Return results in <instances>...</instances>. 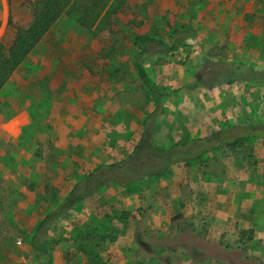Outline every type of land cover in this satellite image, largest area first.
I'll use <instances>...</instances> for the list:
<instances>
[{
  "label": "rangeland",
  "instance_id": "rangeland-1",
  "mask_svg": "<svg viewBox=\"0 0 264 264\" xmlns=\"http://www.w3.org/2000/svg\"><path fill=\"white\" fill-rule=\"evenodd\" d=\"M8 1L0 29L6 55L17 29L44 33L0 90V264L46 261L33 253L32 232L74 187L91 195L56 219L49 240L75 239L108 264H264V140L202 153L250 125L264 130V69L250 66L244 50L232 54L228 42L258 33L256 19L247 30L238 21L253 6L108 0L93 13L91 0L86 7L83 0ZM237 1L246 9L233 10ZM48 3L53 21L44 16ZM111 5L118 12L105 22ZM97 15L90 27L77 21L88 25ZM183 27L188 31L173 36ZM143 34L167 45L176 39L179 48L166 62L188 71L177 82L172 68L158 77L167 96L146 123L153 104L131 62L133 40ZM142 138L143 150L133 153ZM171 146L173 158L202 155L149 175L166 163L154 148ZM231 171L243 179L230 178ZM192 183L206 190L189 189ZM46 249L50 264H86L69 242Z\"/></svg>",
  "mask_w": 264,
  "mask_h": 264
},
{
  "label": "trees",
  "instance_id": "trees-1",
  "mask_svg": "<svg viewBox=\"0 0 264 264\" xmlns=\"http://www.w3.org/2000/svg\"><path fill=\"white\" fill-rule=\"evenodd\" d=\"M108 0H98V4H96V1L91 0V6H87L89 10H93V13L95 10L98 9L97 5H103ZM117 1H124V0H117ZM77 3V2H75ZM79 3L75 4L78 5ZM83 5L85 6L86 3L83 0ZM119 5V4H116ZM51 4H46L43 6L45 9L44 16L49 17L51 21L55 20V15H57L55 10H52ZM83 7V6H82ZM86 7V6H85ZM106 7V4L105 6ZM110 8V9H109ZM106 12V16H104L103 21L106 22L108 20L109 14H116L118 12L117 6H110ZM54 13V14H53ZM100 15L94 16L92 22L89 21L88 25L86 24V21L81 17L77 18V21L79 19V22L82 26H93L95 21L99 18ZM10 22V21H9ZM91 22V23H90ZM90 23V24H89ZM181 31H188L187 28L183 27L181 29L175 30L173 32V36L176 35V33H179ZM190 31V30H189ZM44 30L40 29L38 30L36 26L29 27L25 30L17 29L16 37L13 42V48L8 52L6 55L3 51V47L0 44V90L6 85L8 82L9 77L13 73V71L20 66V64L25 62V59L27 57V54L30 52V50L37 44L38 40L43 35ZM175 40L170 45H167L163 40L159 39L157 36L152 34H143V35H137L133 40V45L136 47L137 51L134 50V54L132 55V65L136 70V75L140 79L141 83L145 86L148 94L151 97V101L153 104V110L151 114L147 115L144 119V123H146L147 120L151 118V115H154L161 107L164 98L167 96V94L163 91H161L156 83H154L149 76L147 75L145 69H144V59L149 56L157 55V54H166L173 52L179 48V45L175 43ZM165 47L164 50L157 49V47ZM262 75V74H261ZM254 80H257V77H253ZM143 123V124H144ZM145 125V124H144ZM255 139L260 138L264 140V130L249 126L246 128L244 133L235 134L233 137L228 138L224 137L220 141L216 142L211 148L205 150L202 152L203 154H206L209 151H213L220 146L223 145H232L235 141H241L244 139ZM142 140V141H141ZM136 147L133 150V153H140L141 150H143L142 143H144L143 138L141 139ZM194 140V139H193ZM191 140V141H193ZM152 147V146H151ZM175 146H171L169 148H154V150L158 154H163L165 157V166L160 169L161 171L150 173L149 175H159L167 166L170 165L172 161L174 162H184L188 163L190 160H196L198 159L202 154H199L198 156L186 158V159H180L178 156L173 158V155L171 154L172 149ZM164 160V159H163ZM102 167V166H101ZM99 167L98 169H100ZM97 170V169H96ZM91 176V174L88 175V177ZM87 177V178H88ZM86 189H81L78 192L76 191V187L73 188V190L70 191L67 197H65L64 201L56 206L54 209L49 210L40 220L37 222L35 229L32 232L31 238H30V245L32 247L33 253L36 256H44L47 257L46 261L42 264H50V257L48 254V251L46 249V246L48 244L52 243H60L62 241L69 242L72 246L76 247L81 254L83 255V259L86 264H108L102 256L93 250H91L89 247L82 245L81 243H78L75 239L71 238H46L47 229L50 228V226L56 221V219L60 218L62 214L68 212L71 210L75 205L79 204L82 200L86 199L91 195V192ZM44 230V231H43Z\"/></svg>",
  "mask_w": 264,
  "mask_h": 264
},
{
  "label": "crops",
  "instance_id": "crops-1",
  "mask_svg": "<svg viewBox=\"0 0 264 264\" xmlns=\"http://www.w3.org/2000/svg\"><path fill=\"white\" fill-rule=\"evenodd\" d=\"M244 4L240 1L234 2L233 3V10L238 9L240 7H243L246 9V6H243ZM246 5H252L253 8H247V11H245V15L243 17H239L238 21L241 24V27L245 30L248 29V27H251L253 24V20H257L258 22V26H257V34H252V33H246V41L242 44L240 43H236L233 42L231 39L228 40L229 43L234 44L235 46L238 47V49L233 45V47H231V53L232 54H236V52L238 51V55L240 56L239 52L243 51L245 52V54L247 56H249V59L251 61L250 66L255 67L256 69H264V63H260V62H264V59L262 56H264V0H246ZM10 8L11 5L9 4L8 0H0V29H3V32L7 26V20H8V16H9V12H10ZM220 10H225L223 7ZM228 16L231 17L230 14H228ZM237 28V27H236ZM235 28V29H236ZM234 30V29H233ZM232 30V31H233ZM229 35H231V32L229 33ZM135 51H137L136 47L134 46ZM181 49V48H180ZM176 51V50H175ZM175 51H173L175 53ZM180 52V50H179ZM259 52V54L257 53ZM168 54V53H166ZM166 54H157V55H153V56H149L148 58L146 57L144 60V69L147 73V75L149 76V78L154 82V83H159V78L160 76L162 77H167V74H170L169 71L172 69H174L179 75H180V79L178 80H173V82H177L182 80L181 78L183 76H186L188 74V71L185 70L184 68L181 67V65H178V63H167V57ZM173 54L172 52H170L171 55ZM249 63V62H247ZM253 64H257V65H253ZM264 71V70H263ZM173 76V74H172ZM138 78V77H137ZM167 79V78H166ZM139 80V79H138ZM168 80V79H167ZM27 110H22L20 113V115L14 120V122H12L13 124L16 125L15 129H17L20 126V119L24 118L25 115H27ZM149 115V114H147ZM146 115V116H147ZM146 116H142L143 121L145 119ZM131 124H133V122H130ZM143 126V125H142ZM133 129H140L139 125L137 127H132ZM136 130V131H138ZM141 140V139H140ZM235 161H237V158L234 157L233 158ZM229 177L231 178L233 176L232 179H243V176L241 173H237L236 171H231L229 172ZM88 175H84L82 176L80 179H87ZM79 179V180H80ZM75 184V183H74ZM194 184V183H192ZM190 186L189 189L192 190H206V188H201L198 187L197 185L194 184V186ZM240 185V183H239ZM73 187V186H72ZM69 188V190H71V188ZM238 190L240 188V190H246V188H244L243 183L237 187ZM215 190V188H213ZM73 190V189H72ZM235 190V189H234ZM250 190V189H249ZM70 193V192H69Z\"/></svg>",
  "mask_w": 264,
  "mask_h": 264
}]
</instances>
